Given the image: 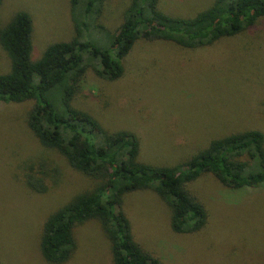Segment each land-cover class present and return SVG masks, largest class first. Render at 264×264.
<instances>
[{"label":"rangeland","instance_id":"obj_1","mask_svg":"<svg viewBox=\"0 0 264 264\" xmlns=\"http://www.w3.org/2000/svg\"><path fill=\"white\" fill-rule=\"evenodd\" d=\"M212 1L159 0L157 6L168 16L188 18ZM127 4L105 0L96 24L114 32ZM68 10V0H1L0 29L16 12L27 13L34 62L48 45L74 36ZM79 40L103 46L106 36L88 24ZM121 65V76L112 82L87 69L71 106L107 132L132 133L137 162L179 164L211 140L236 132L255 130L264 138V17L203 48L138 40ZM8 71L0 48V74ZM31 106V101L0 103V264H48L38 247L43 222L93 186L55 151L39 146L25 125ZM29 167L35 172L56 168L45 180V192L25 188ZM186 189L207 214L206 224L194 234L171 232L168 207L151 191L122 197L121 211L142 250L162 264H264V187L230 190L202 174ZM72 236L75 249L63 264H111L108 242L95 220L75 226Z\"/></svg>","mask_w":264,"mask_h":264},{"label":"trees","instance_id":"obj_2","mask_svg":"<svg viewBox=\"0 0 264 264\" xmlns=\"http://www.w3.org/2000/svg\"><path fill=\"white\" fill-rule=\"evenodd\" d=\"M104 1L68 0L74 36L48 45L34 62L29 59L30 17L16 12L0 29V48L9 61V71L0 74V103L31 101L25 125L39 146L55 151L93 183L43 222L38 247L46 263H65L75 249L74 227L95 220L108 242L111 264H162L133 240L121 211L122 197L151 191L168 207L171 232L194 234L206 224L207 214L186 185L209 174L230 190L264 187L262 133L236 132L211 140L182 163L155 167L137 162L138 141L132 133L107 132L71 101L87 69L106 82L118 79L121 62L136 41H165L191 50L207 47L251 28L264 17V0H213L188 18L162 13L159 0H127L122 21L112 33L96 24ZM88 24L106 36L103 46L79 40L80 29ZM55 174L54 167L37 172L29 167L23 183L31 193L41 194L45 180Z\"/></svg>","mask_w":264,"mask_h":264}]
</instances>
